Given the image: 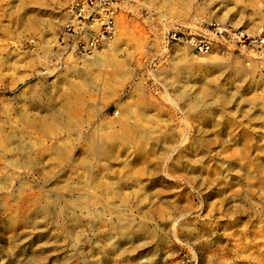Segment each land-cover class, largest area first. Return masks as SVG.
<instances>
[{
    "label": "rangeland",
    "instance_id": "1",
    "mask_svg": "<svg viewBox=\"0 0 264 264\" xmlns=\"http://www.w3.org/2000/svg\"><path fill=\"white\" fill-rule=\"evenodd\" d=\"M70 1L0 0V264L239 263L234 233L264 238V49L226 35L264 38V0H121L106 74L61 41Z\"/></svg>",
    "mask_w": 264,
    "mask_h": 264
},
{
    "label": "built area",
    "instance_id": "2",
    "mask_svg": "<svg viewBox=\"0 0 264 264\" xmlns=\"http://www.w3.org/2000/svg\"><path fill=\"white\" fill-rule=\"evenodd\" d=\"M71 18L64 26L61 41L75 45L80 54H91L100 49L104 41H112L116 35V24L121 0H71ZM222 29L216 33L224 35ZM229 38L264 49V38L230 31ZM167 39L191 43L201 54L209 53L211 46L205 39H197L191 32L168 31Z\"/></svg>",
    "mask_w": 264,
    "mask_h": 264
},
{
    "label": "bare ground",
    "instance_id": "3",
    "mask_svg": "<svg viewBox=\"0 0 264 264\" xmlns=\"http://www.w3.org/2000/svg\"><path fill=\"white\" fill-rule=\"evenodd\" d=\"M116 34H117V24H116ZM118 52H119V46H118V38H117V40H114V41H104L101 49L94 51V54L92 56H86L85 59L90 64V66H96L95 69L99 70L98 72L106 74L105 69L107 65L117 62V59L115 56ZM71 93L72 92L66 93V98H65L66 101H65V106H64L66 108L65 112H57L55 116H58L59 118L63 120L64 119L67 120L68 121L67 124H76L74 119H79L80 116L82 115L81 113V108H82L81 98L82 97L77 92H73L72 95ZM202 93L207 94L208 90L203 89ZM52 118L47 120L46 123H41L39 127L45 129L48 127V125H53L55 118L54 119ZM124 133H126L129 136L132 135L130 130H124ZM21 212L24 214V211L20 210L18 213H16V215H19V213ZM258 232L264 235V228L261 227V229L258 230ZM234 235L238 236L237 248L241 247V250L251 251L247 256H245L246 258L242 259V261H240L239 263L235 262L230 256L227 255L228 249L226 248L219 249V252H215V254L211 255L210 257L221 255L223 258L220 256V260L218 262L219 264H243V263L245 264L247 262L262 264L260 263L261 259L259 258V256H262V255L258 254V251H259L258 246L259 244H264V238L262 240L254 239L255 240L254 242L249 241L247 239L248 231L234 233ZM256 236H258L257 233H256Z\"/></svg>",
    "mask_w": 264,
    "mask_h": 264
}]
</instances>
